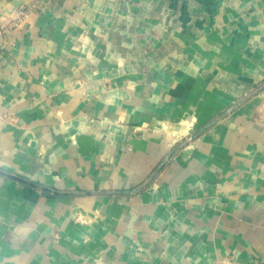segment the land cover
Masks as SVG:
<instances>
[{"label":"crops","instance_id":"obj_1","mask_svg":"<svg viewBox=\"0 0 264 264\" xmlns=\"http://www.w3.org/2000/svg\"><path fill=\"white\" fill-rule=\"evenodd\" d=\"M21 8L0 264H264V0H0V24Z\"/></svg>","mask_w":264,"mask_h":264},{"label":"built area","instance_id":"obj_2","mask_svg":"<svg viewBox=\"0 0 264 264\" xmlns=\"http://www.w3.org/2000/svg\"><path fill=\"white\" fill-rule=\"evenodd\" d=\"M30 16V9L21 8L14 12L11 18L0 24V49H5V41L14 31L22 29Z\"/></svg>","mask_w":264,"mask_h":264},{"label":"water","instance_id":"obj_3","mask_svg":"<svg viewBox=\"0 0 264 264\" xmlns=\"http://www.w3.org/2000/svg\"><path fill=\"white\" fill-rule=\"evenodd\" d=\"M173 156H174V154H171V155L168 157V159H167V162H166V163H168V161H170V160L173 158ZM166 163H165V164H163V166H162L161 168H163V167L166 165Z\"/></svg>","mask_w":264,"mask_h":264},{"label":"rangeland","instance_id":"obj_4","mask_svg":"<svg viewBox=\"0 0 264 264\" xmlns=\"http://www.w3.org/2000/svg\"><path fill=\"white\" fill-rule=\"evenodd\" d=\"M106 88L109 89V87H106ZM172 132H174V131L172 130ZM160 172H161V171H160ZM160 172H157V175H158ZM157 175H156V176H157Z\"/></svg>","mask_w":264,"mask_h":264}]
</instances>
